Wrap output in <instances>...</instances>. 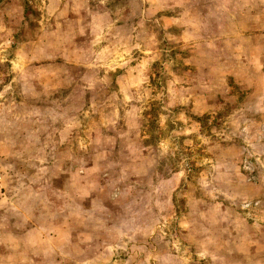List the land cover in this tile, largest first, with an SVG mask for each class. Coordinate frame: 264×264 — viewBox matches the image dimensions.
I'll return each instance as SVG.
<instances>
[{
	"label": "rangeland",
	"instance_id": "374dc122",
	"mask_svg": "<svg viewBox=\"0 0 264 264\" xmlns=\"http://www.w3.org/2000/svg\"><path fill=\"white\" fill-rule=\"evenodd\" d=\"M0 264H264V0H0Z\"/></svg>",
	"mask_w": 264,
	"mask_h": 264
}]
</instances>
